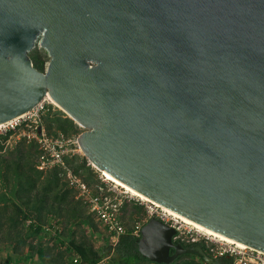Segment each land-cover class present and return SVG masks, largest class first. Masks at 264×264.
<instances>
[{
	"label": "water",
	"instance_id": "obj_1",
	"mask_svg": "<svg viewBox=\"0 0 264 264\" xmlns=\"http://www.w3.org/2000/svg\"><path fill=\"white\" fill-rule=\"evenodd\" d=\"M45 98L97 170L264 251V0H0V124ZM173 234L149 218L139 253L213 262Z\"/></svg>",
	"mask_w": 264,
	"mask_h": 264
},
{
	"label": "trees",
	"instance_id": "obj_2",
	"mask_svg": "<svg viewBox=\"0 0 264 264\" xmlns=\"http://www.w3.org/2000/svg\"><path fill=\"white\" fill-rule=\"evenodd\" d=\"M35 49L36 47L29 52V56L33 61V65L43 71V60L38 54H35ZM39 49L41 50V48ZM55 113L51 120L59 123L64 133L76 126V123L68 116L61 117L58 112ZM47 131L51 133L48 129ZM9 133L11 132L0 134V171L7 185L13 181V193L17 200L9 201L5 193L0 195V242H5V244L13 242L12 251H17L19 247H31L37 253L39 251L38 248H42V245L29 243L30 234H38L41 231L49 233L43 227L44 220L49 222L48 219L53 216L52 214L58 211L54 210L53 203H56L59 208L62 203L67 202L72 189L65 187V183H60L61 176H64L61 166H54L47 171L39 170L36 167L34 160L39 151L35 143L31 142L25 145L22 140L11 150H5L7 151L5 153L1 152L4 140ZM52 134H55V132H52ZM77 158L81 159L80 163L77 162ZM86 162V158L78 154L64 157V164L67 167L71 168L74 173L80 175L88 183H92L96 176L94 175V177L91 172L95 168L90 164H86ZM134 208L140 211L138 206ZM29 216H34V219H30L26 224L25 220L29 219ZM138 237L127 231L120 235L115 243H105L97 248H94L91 242L83 241L77 243L72 237L67 242L69 246H66L65 250L60 251L56 258L53 257L58 260H50L48 263L45 261L38 262V254L37 257L33 258L31 254L27 255V253L20 255L18 252H6L4 254L0 252V264H60L66 258H68L66 263L73 264V256L75 255L78 257L79 264H96L105 257L108 259V263L105 261V264L152 263L139 253L137 248ZM69 249L75 253L72 257H67L65 254ZM179 258L180 256L174 262ZM199 260L203 264H211L205 262L202 258ZM185 264L198 263L187 260Z\"/></svg>",
	"mask_w": 264,
	"mask_h": 264
},
{
	"label": "built area",
	"instance_id": "obj_3",
	"mask_svg": "<svg viewBox=\"0 0 264 264\" xmlns=\"http://www.w3.org/2000/svg\"><path fill=\"white\" fill-rule=\"evenodd\" d=\"M53 104L45 98L38 105L0 125L1 133L21 128L20 135L28 143H35L38 148L37 164L39 170L54 166L63 168L67 184L74 189L77 196L84 201L95 218L115 240L126 232L122 219V209L126 204L140 208V218L133 224L130 232L140 235L142 225L151 217L161 220L174 229L172 239L183 245L199 244L213 260L220 264H264V251L240 243L234 239L222 238L199 228L174 211L146 197L133 194L120 184L107 178L105 173H97L94 182L88 183L64 164V157L79 153L77 137L63 140L48 133L43 123L44 102ZM91 165V164H90ZM93 167V166H92ZM46 229H48L46 227ZM73 264H79L78 257L73 256ZM96 264H105V258Z\"/></svg>",
	"mask_w": 264,
	"mask_h": 264
},
{
	"label": "rangeland",
	"instance_id": "obj_4",
	"mask_svg": "<svg viewBox=\"0 0 264 264\" xmlns=\"http://www.w3.org/2000/svg\"><path fill=\"white\" fill-rule=\"evenodd\" d=\"M35 54H38L39 57L43 60L42 66L43 69L46 66V63L48 62L49 56L47 52L41 48L38 45L35 46ZM53 102V101H52ZM44 112H43V123L46 129L51 131V135L54 137H61L63 140H69L74 139L77 137V135L83 130V128L76 123L75 127H72L68 132L64 133L61 130V126L57 122H53L51 118L56 114L55 112H58L61 117H66V113L61 110L55 103L50 104L49 102H44ZM10 131V130H9ZM8 132V131H7ZM11 133L6 137L4 140V146L1 152L5 153L7 151L5 150H11L13 147H15L20 141H24V144L27 145L28 142L24 140V138L20 135L21 128H18L16 130H11ZM52 132H55V134H52ZM0 134L1 128H0ZM79 156L85 157L81 151L79 153H76ZM72 156V155H71ZM80 158V157H79ZM77 158V162L80 163L81 159ZM86 158V157H85ZM87 160V158H86ZM37 157L35 158L34 162L37 164ZM86 164H89L88 160ZM92 166V165H91ZM1 170V169H0ZM42 170V171H47ZM96 170H94L92 175H97L95 173ZM60 183H65V187H68L66 178L64 176H61ZM95 177V176H94ZM13 181L9 182V184H6L5 178H2L1 171H0V195L1 193H5V195L10 200H14L16 197L14 196V185ZM72 189V188H70ZM17 200V199H15ZM51 203V201H50ZM54 210H58L53 213L50 219H48L49 222H45L47 220H44L43 227L49 228L47 229L49 233H44L43 231L39 232L38 234H30V241L32 245L35 244H41L42 248H38L39 251L37 253L35 252V249L31 247H22L18 248L17 251H12L11 246L13 242H8L5 244V242H0V252L1 254L8 253V252H18L21 254H26L33 256V258L37 257V254L39 256L38 262L45 261L48 263L50 260H54L57 256V254L60 251L65 250L66 246H69V243H67L72 237L73 239L78 242H91V244L94 246V248H97L105 243H115L116 240L111 236L110 233L106 231V229L100 224V222L95 218V216L90 211L88 205L82 201L75 192L74 189H72L70 195L68 196L67 202L62 203L60 207H57L56 203H53ZM135 205L133 204H126L122 209V219L124 226L126 228V232L130 231L133 224L140 218L139 211H137L136 208H134ZM30 218L25 220L26 224L30 221V219H34V216H29ZM56 222V223H55ZM44 247V248H43ZM66 256L72 257L75 255L74 251L69 249L65 252ZM55 257V258H53ZM58 260V259H55ZM54 260V261H55ZM68 258L64 259V261L60 264H68L66 261ZM195 261L198 264H203L199 259L194 257L193 254L189 255H181L180 258L177 261H173L171 264H185V261ZM53 261V262H54ZM106 263H108L107 257H105ZM144 264H155V263H144Z\"/></svg>",
	"mask_w": 264,
	"mask_h": 264
},
{
	"label": "bare ground",
	"instance_id": "obj_5",
	"mask_svg": "<svg viewBox=\"0 0 264 264\" xmlns=\"http://www.w3.org/2000/svg\"><path fill=\"white\" fill-rule=\"evenodd\" d=\"M0 125H1V124H0ZM105 176H106L107 178L113 180V181L116 182L117 184H120L121 186H123L124 188H126L127 190H129L130 192H132L133 194L139 195V196H141L142 198H144V196H143L142 194L136 192L135 190L129 188L128 186L122 184L121 182L115 180L114 178H112V177L109 176L108 174L105 173ZM175 213H176V212H175ZM186 219H187L188 221L194 223L195 225H197L199 228H201V229H203V230H205V231H207V232H209V233H212V234H214V235H218V236H220V237H222V238H226V239H231V240H232V238L228 237L227 235H224V234L219 233V232H217V231H215V230H212V229H210V228H208V227H206V226H204V225H202V224H200V223H198V222H195V221H193V220H191V219H189V218H187V217H186ZM236 241H237V240H236ZM238 242L243 243V242H241V241H238ZM243 244H244V243H243Z\"/></svg>",
	"mask_w": 264,
	"mask_h": 264
},
{
	"label": "flooded vegetation",
	"instance_id": "obj_6",
	"mask_svg": "<svg viewBox=\"0 0 264 264\" xmlns=\"http://www.w3.org/2000/svg\"><path fill=\"white\" fill-rule=\"evenodd\" d=\"M182 246H184L185 247V245H183V244H181ZM173 252V250L171 249V251H170V253H172ZM181 255H184V254H181ZM181 255H179V256H181ZM194 255V257H196L197 259H200L201 257H199V256H197V255H195V254H193ZM178 256V257H179ZM220 261L221 260H213V262L211 263V264H220Z\"/></svg>",
	"mask_w": 264,
	"mask_h": 264
},
{
	"label": "crops",
	"instance_id": "obj_7",
	"mask_svg": "<svg viewBox=\"0 0 264 264\" xmlns=\"http://www.w3.org/2000/svg\"><path fill=\"white\" fill-rule=\"evenodd\" d=\"M96 176V175H95ZM152 263H154V262H152Z\"/></svg>",
	"mask_w": 264,
	"mask_h": 264
}]
</instances>
